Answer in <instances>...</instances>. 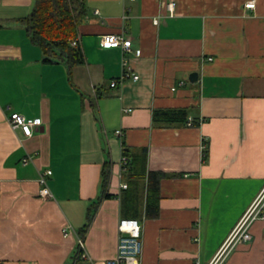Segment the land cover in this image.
Here are the masks:
<instances>
[{
  "label": "crops",
  "instance_id": "1",
  "mask_svg": "<svg viewBox=\"0 0 264 264\" xmlns=\"http://www.w3.org/2000/svg\"><path fill=\"white\" fill-rule=\"evenodd\" d=\"M35 1L0 0V264H90L78 236L94 261L112 259L122 218L142 223L140 264H209L264 187V0H84L74 66L31 40ZM108 34L131 51L101 47ZM124 59L140 79L112 87ZM179 109L186 122L154 116ZM12 113L42 124L26 136ZM251 233L222 264H264V218Z\"/></svg>",
  "mask_w": 264,
  "mask_h": 264
},
{
  "label": "built area",
  "instance_id": "2",
  "mask_svg": "<svg viewBox=\"0 0 264 264\" xmlns=\"http://www.w3.org/2000/svg\"><path fill=\"white\" fill-rule=\"evenodd\" d=\"M134 1V0H131ZM173 5V4H172ZM247 8H254L255 2L251 1L246 4ZM156 23L158 21H155ZM99 44L101 47L108 48H120L123 53L131 51L132 41L125 37L124 34H108L103 35L100 38ZM73 46H78V40L75 39L72 42ZM212 60V58H209ZM127 79L138 81L140 76L135 73L130 66L129 62L124 59L122 75L111 82L112 87H117L126 82ZM8 121L13 129L20 128L26 136L33 135L34 128L42 124L39 118H27L20 113H12ZM192 124V121L189 122ZM115 135L121 137L123 135L122 130H116ZM129 159L127 156L122 155L120 159V165L125 170ZM52 170L48 169L44 171L39 178V183L43 186L40 190V196L43 198L52 197V193L48 187L47 177L52 175ZM126 188L127 185H122ZM264 218V187L252 202L250 207L242 215L238 223L235 225L223 245L219 249L218 253L212 259L209 264H222L229 253L239 244L248 242L252 239L251 228L253 224L258 220ZM142 223L138 219L134 218H122L118 223V244L117 252L114 258L106 261H94L89 255L84 239L78 236L77 253L79 258L90 262V264H140V257L143 252V239H142ZM74 233V229L71 226H67L63 229L64 236H69Z\"/></svg>",
  "mask_w": 264,
  "mask_h": 264
},
{
  "label": "trees",
  "instance_id": "3",
  "mask_svg": "<svg viewBox=\"0 0 264 264\" xmlns=\"http://www.w3.org/2000/svg\"><path fill=\"white\" fill-rule=\"evenodd\" d=\"M86 17L84 0H36L34 10L28 19L27 30L31 40L40 46L45 54V62L65 60L70 66L83 64L85 58L80 46H73L72 42L78 38V27ZM187 110L179 109L172 111L156 112L165 122H186ZM208 145L204 149V159L208 153ZM127 156L125 148L123 151ZM144 153H146L144 149ZM141 158V164L145 162V155ZM128 157V156H127ZM129 159V158H128ZM135 159H129L126 168H132ZM104 188L108 184L107 171L104 173ZM159 174L149 173L148 178V202L147 216H158L159 204ZM131 180V179H130ZM129 180L127 192L132 195L133 186ZM109 197V195H107ZM133 196H130L132 200ZM92 216V214H90ZM91 218V217H90Z\"/></svg>",
  "mask_w": 264,
  "mask_h": 264
},
{
  "label": "water",
  "instance_id": "4",
  "mask_svg": "<svg viewBox=\"0 0 264 264\" xmlns=\"http://www.w3.org/2000/svg\"><path fill=\"white\" fill-rule=\"evenodd\" d=\"M198 79V73H193L191 76H190V80L191 81H196Z\"/></svg>",
  "mask_w": 264,
  "mask_h": 264
}]
</instances>
